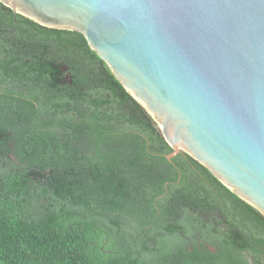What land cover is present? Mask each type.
Returning a JSON list of instances; mask_svg holds the SVG:
<instances>
[{
	"label": "trees",
	"instance_id": "trees-1",
	"mask_svg": "<svg viewBox=\"0 0 264 264\" xmlns=\"http://www.w3.org/2000/svg\"><path fill=\"white\" fill-rule=\"evenodd\" d=\"M170 151L80 32L0 2V264H264V215Z\"/></svg>",
	"mask_w": 264,
	"mask_h": 264
},
{
	"label": "water",
	"instance_id": "water-1",
	"mask_svg": "<svg viewBox=\"0 0 264 264\" xmlns=\"http://www.w3.org/2000/svg\"><path fill=\"white\" fill-rule=\"evenodd\" d=\"M76 30L184 152L264 215V0H0Z\"/></svg>",
	"mask_w": 264,
	"mask_h": 264
},
{
	"label": "rangeland",
	"instance_id": "rangeland-1",
	"mask_svg": "<svg viewBox=\"0 0 264 264\" xmlns=\"http://www.w3.org/2000/svg\"><path fill=\"white\" fill-rule=\"evenodd\" d=\"M123 228H124V230H127L128 232H130V231H133V227L131 226V225H129V226H123ZM138 246V245H137ZM146 251H144V253H141L142 255H146Z\"/></svg>",
	"mask_w": 264,
	"mask_h": 264
},
{
	"label": "flooded vegetation",
	"instance_id": "flooded-vegetation-1",
	"mask_svg": "<svg viewBox=\"0 0 264 264\" xmlns=\"http://www.w3.org/2000/svg\"><path fill=\"white\" fill-rule=\"evenodd\" d=\"M210 249H212V247H210ZM246 258L248 259V264H253V260H252V257L250 255L247 256Z\"/></svg>",
	"mask_w": 264,
	"mask_h": 264
}]
</instances>
